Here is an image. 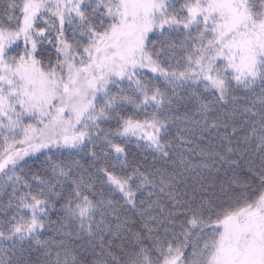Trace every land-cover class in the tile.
<instances>
[{
	"label": "snow or ice",
	"instance_id": "1",
	"mask_svg": "<svg viewBox=\"0 0 264 264\" xmlns=\"http://www.w3.org/2000/svg\"><path fill=\"white\" fill-rule=\"evenodd\" d=\"M0 264H264V0H0Z\"/></svg>",
	"mask_w": 264,
	"mask_h": 264
}]
</instances>
